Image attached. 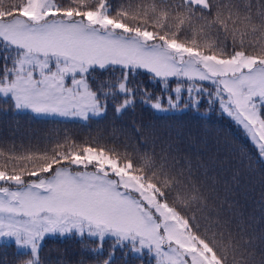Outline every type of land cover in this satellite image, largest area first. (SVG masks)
I'll return each instance as SVG.
<instances>
[{
  "label": "snow or ice",
  "instance_id": "obj_1",
  "mask_svg": "<svg viewBox=\"0 0 264 264\" xmlns=\"http://www.w3.org/2000/svg\"><path fill=\"white\" fill-rule=\"evenodd\" d=\"M140 70L167 107L131 83ZM95 72L119 76L96 83ZM138 93L157 112L207 98L264 159V0H0V98L14 111L86 123L110 100L122 115ZM47 139L43 152L0 147V241L18 264H42V242L68 236L95 240L82 248L94 257L111 239L97 264L117 249L142 264H264V221L232 198L238 174L135 122Z\"/></svg>",
  "mask_w": 264,
  "mask_h": 264
},
{
  "label": "trees",
  "instance_id": "obj_2",
  "mask_svg": "<svg viewBox=\"0 0 264 264\" xmlns=\"http://www.w3.org/2000/svg\"><path fill=\"white\" fill-rule=\"evenodd\" d=\"M119 73L99 72L91 74L96 83L101 80H114ZM133 85L139 84L148 89L153 98L163 97L167 107L168 93L162 92L161 86L150 79L149 74L140 70L130 78ZM175 80L171 86L174 87ZM95 86V85H94ZM123 97H117L122 100ZM202 102L199 108H187L169 112H157L149 104L143 103L137 94L134 108H129L122 115L113 112L109 101L106 115L101 119L88 122L63 118L36 117L30 112H16L11 108V102L0 98V147L6 150L15 145L17 154L43 152L52 144L47 139L57 132L62 137L65 130L78 139H83L90 133L95 134L110 124L131 128L133 122L152 126L158 133L171 138L193 158L200 157L210 169L220 171L223 176L237 175V181L232 183V198L237 202L238 209L246 219H251L257 227L264 221V159L259 156L257 148L241 125L232 117ZM96 241L76 236L66 238H46L42 242L40 259L42 264H97L102 261L113 241L104 242V255L92 256L82 251L84 245L95 246ZM26 258V257H23ZM0 264H18L17 250L14 244H4L0 241ZM112 264H142L140 259L132 256L124 257L117 249ZM143 264H149L145 255Z\"/></svg>",
  "mask_w": 264,
  "mask_h": 264
},
{
  "label": "rangeland",
  "instance_id": "obj_3",
  "mask_svg": "<svg viewBox=\"0 0 264 264\" xmlns=\"http://www.w3.org/2000/svg\"><path fill=\"white\" fill-rule=\"evenodd\" d=\"M28 112V111H27ZM32 114V113H31Z\"/></svg>",
  "mask_w": 264,
  "mask_h": 264
}]
</instances>
